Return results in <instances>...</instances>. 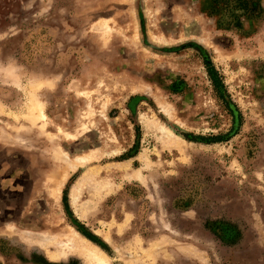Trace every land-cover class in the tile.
<instances>
[{"label":"rangeland","instance_id":"1","mask_svg":"<svg viewBox=\"0 0 264 264\" xmlns=\"http://www.w3.org/2000/svg\"><path fill=\"white\" fill-rule=\"evenodd\" d=\"M74 243L264 264V0H0V264Z\"/></svg>","mask_w":264,"mask_h":264},{"label":"bare ground","instance_id":"2","mask_svg":"<svg viewBox=\"0 0 264 264\" xmlns=\"http://www.w3.org/2000/svg\"><path fill=\"white\" fill-rule=\"evenodd\" d=\"M71 246H75V248L79 250V253L91 264H109L107 260L93 248H87V246L83 244L79 245L78 243H74L73 245L71 244Z\"/></svg>","mask_w":264,"mask_h":264},{"label":"trees","instance_id":"3","mask_svg":"<svg viewBox=\"0 0 264 264\" xmlns=\"http://www.w3.org/2000/svg\"><path fill=\"white\" fill-rule=\"evenodd\" d=\"M207 72L215 92L221 100H224L225 89L220 77L211 66H207Z\"/></svg>","mask_w":264,"mask_h":264}]
</instances>
